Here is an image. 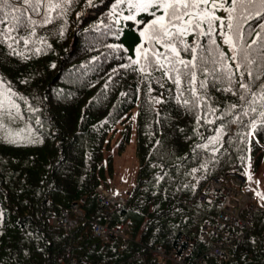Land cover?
I'll list each match as a JSON object with an SVG mask.
<instances>
[{
	"label": "trees",
	"instance_id": "16d2710c",
	"mask_svg": "<svg viewBox=\"0 0 264 264\" xmlns=\"http://www.w3.org/2000/svg\"><path fill=\"white\" fill-rule=\"evenodd\" d=\"M230 4L226 0L224 7ZM59 13L56 9L52 15ZM130 14L136 19L125 20ZM215 15L224 19L223 29L217 20L211 39L189 34L185 41L200 45L191 86L200 92L204 81L217 107L223 108L237 102L236 96L222 91L229 86L224 78L228 70L236 74L235 90L247 63L244 56L254 61L253 76L244 71L248 82L264 68V54L256 45L243 47L235 37L237 51L231 46L230 52L221 35L222 31L233 35L227 29L228 13L221 8ZM151 19L148 13L130 12L126 4L117 6V0H91V5L73 0L60 19L37 26L27 45L0 43V102L5 110L18 113L15 119L0 113V264H72L73 258L77 264H164L148 252L144 258L136 256L145 248L141 241L171 247L182 233L195 243L193 256L205 255L204 264H264L263 207L255 208L251 230L227 260L206 253L208 242L199 236L203 221L213 219L216 212L213 204L199 199V193L208 187L211 176L228 168L242 169L248 159L258 168L264 156V127L258 126L246 143L242 133L248 130L229 125L216 146L219 151L214 152L213 146L195 148L215 134L216 126L202 121L199 134L194 133L198 127L194 114L174 99L182 90L191 99L190 76L182 71L177 86L163 70L149 67L141 73L132 70L139 66L121 67L130 59L145 64V52L151 61L153 47L164 52L159 44L149 42L147 33L140 35L144 22ZM233 23L240 21L234 18ZM260 23L264 20L252 17L241 24L247 44L258 33L264 35ZM252 28L255 31L248 35ZM30 32L21 30L18 35L27 37ZM180 56L192 59L190 52L181 51ZM237 62L242 64L239 69ZM261 83L264 75L256 81ZM133 108L134 128L130 122L124 125L118 149L125 148L134 132L139 166L126 202L109 220L111 225L127 222V239L115 235L106 241L95 234L90 221L105 216L97 196L113 173L112 155L106 154L112 128ZM77 200H82L84 220L70 229L49 223L50 216Z\"/></svg>",
	"mask_w": 264,
	"mask_h": 264
},
{
	"label": "snow or ice",
	"instance_id": "6c2138e0",
	"mask_svg": "<svg viewBox=\"0 0 264 264\" xmlns=\"http://www.w3.org/2000/svg\"><path fill=\"white\" fill-rule=\"evenodd\" d=\"M86 2L91 5V0H86ZM225 2L226 0H211V8H209L210 0H117V6L126 4L130 12L135 10V12L148 13L152 17L151 20L144 22L145 28L141 30L140 35L145 36L147 33L151 44H159L164 49V52L161 53L153 47L151 61L145 52L144 60L146 63L143 65L140 64L139 59H130L129 65H121V67L139 66L133 67L132 70L141 73H146L149 67L157 71L163 70L165 75H168L169 79L177 86L181 83V72H186L190 76L188 81L190 87L187 91L190 93L191 99L185 97L183 90L174 99L194 114L195 122L198 126L194 127V133L199 134V127H203V124L216 126L214 128L215 134L204 138L207 141L206 143H199L194 146L198 149H208L209 146H213L214 152L219 151L216 146L220 145L221 137L229 125L238 124L248 130L242 133L246 143H250L248 137L256 131L258 126L264 127V83L256 84L260 76L264 75V68L255 75L253 80L245 82L243 79L244 71H247L250 77L253 76L250 66L254 63L247 55L244 56V60L247 63L243 65L244 71L239 74L240 80L237 89L234 90L232 87L234 83L233 77L236 74L231 69L228 70L224 77L228 81L229 86L223 88L222 91L236 96V103H228L223 108L217 107L218 101H214L208 94L204 81H200V89L202 90L200 92L194 86H191L196 81V74L193 69L199 67L195 61L197 48L200 45H189L186 43L185 37L189 34H194L197 37L207 36L211 39L217 20H219L220 27L223 29L225 21L215 15L217 9L222 8L228 13L227 29L233 35H226L223 31L221 35L225 37V43H229L232 46L234 52L237 51V48L233 37L239 40L245 48H252L253 45H256L261 53L264 54V35L258 33L256 40L252 44H247L241 32V24L248 19L255 17L264 20V0H231V4L228 7H224ZM72 3L73 0H0V43L12 41L19 44L23 41L27 45L30 38L36 35L35 28L37 26L44 27L53 23L54 20L60 19L64 14V10ZM41 9H44V11H41ZM56 9H60V13L53 16L52 13ZM237 10H239L238 16L236 15ZM234 18L238 19L240 23L234 24ZM124 19L135 20L136 17L130 14L124 16ZM258 27L264 32V23H260ZM29 29H31L29 36L18 35L21 30L28 32ZM252 31H255V28H252L248 35H251ZM178 45H182V47H178ZM12 46V43H8L9 48H12ZM142 48L143 45H140L136 49L138 57L142 53ZM181 51L192 53V59L185 60L181 58ZM172 54L175 55L173 56ZM221 58H223V54H221ZM231 59L236 61L237 56L233 55ZM236 67L239 69L242 64L237 62ZM199 70L204 72L203 67H200ZM172 73L176 75L173 76ZM2 80L3 77H0V81ZM254 89L256 90L254 91ZM8 92L11 93L10 88ZM21 99H24V97H21ZM154 102L161 103L162 101L154 100ZM9 103L12 104L13 108H19V105L13 101L9 100ZM257 106H259V111ZM0 113H6L9 119H15L16 115H18V113L14 115L11 109L5 110L3 102H0ZM229 117H233V119H229ZM245 117L249 119L245 121ZM2 126V123H0V127ZM10 142L15 141L13 139ZM196 170L193 169L192 171ZM257 194L264 199V193Z\"/></svg>",
	"mask_w": 264,
	"mask_h": 264
},
{
	"label": "built area",
	"instance_id": "2783aa9c",
	"mask_svg": "<svg viewBox=\"0 0 264 264\" xmlns=\"http://www.w3.org/2000/svg\"><path fill=\"white\" fill-rule=\"evenodd\" d=\"M251 174L252 171L245 169H225L211 176L208 187L199 193L201 201L216 207L213 219L204 220L199 230V236L208 242L206 253L222 260L232 257L239 239L252 228L255 208H264V199L257 194L261 193V190L251 178L249 179ZM97 200L103 205L105 216L103 220L90 221L95 234L106 241L115 235L127 239V222L109 224L111 214L126 202V193L101 188ZM85 218L82 200H77L63 208L60 214L50 216L48 221L50 224L69 229ZM141 245L145 248L136 252V256L144 258L148 252L150 257L164 264H204L206 260L205 255L193 256L195 243L186 233H182L178 243L171 247L144 241H141ZM72 262L77 264L75 258Z\"/></svg>",
	"mask_w": 264,
	"mask_h": 264
},
{
	"label": "rangeland",
	"instance_id": "374dc122",
	"mask_svg": "<svg viewBox=\"0 0 264 264\" xmlns=\"http://www.w3.org/2000/svg\"><path fill=\"white\" fill-rule=\"evenodd\" d=\"M226 47L230 52L232 51L229 43H227ZM135 112L136 108H133L125 120L116 123L110 134L111 142L106 154L111 153L112 155L113 173L108 176L107 183L101 185L102 188H109L110 191L126 193L136 178L139 155L134 132H132L131 139L125 148L122 150L118 149V142L121 138V131L124 125L130 122L131 127L134 128ZM245 166L247 171H252L251 179L256 187L262 190L261 193H264V156L257 169L253 168L251 160L246 161Z\"/></svg>",
	"mask_w": 264,
	"mask_h": 264
}]
</instances>
